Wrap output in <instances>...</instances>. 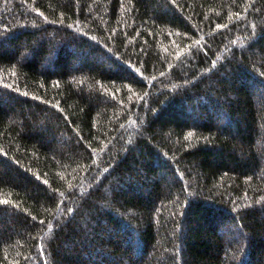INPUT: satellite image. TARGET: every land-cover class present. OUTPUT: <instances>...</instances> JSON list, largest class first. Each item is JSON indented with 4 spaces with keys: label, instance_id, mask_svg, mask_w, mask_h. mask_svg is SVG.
Returning <instances> with one entry per match:
<instances>
[{
    "label": "trees",
    "instance_id": "trees-1",
    "mask_svg": "<svg viewBox=\"0 0 264 264\" xmlns=\"http://www.w3.org/2000/svg\"><path fill=\"white\" fill-rule=\"evenodd\" d=\"M0 264H264V0H0Z\"/></svg>",
    "mask_w": 264,
    "mask_h": 264
},
{
    "label": "snow or ice",
    "instance_id": "snow-or-ice-1",
    "mask_svg": "<svg viewBox=\"0 0 264 264\" xmlns=\"http://www.w3.org/2000/svg\"><path fill=\"white\" fill-rule=\"evenodd\" d=\"M192 134L189 133V136H191ZM44 183H47V181H44ZM3 203H7V201H3Z\"/></svg>",
    "mask_w": 264,
    "mask_h": 264
}]
</instances>
